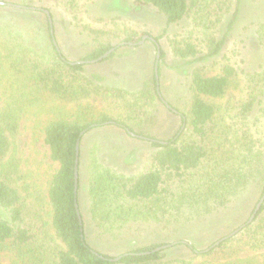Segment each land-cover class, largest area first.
Instances as JSON below:
<instances>
[{
	"label": "trees",
	"instance_id": "trees-1",
	"mask_svg": "<svg viewBox=\"0 0 264 264\" xmlns=\"http://www.w3.org/2000/svg\"><path fill=\"white\" fill-rule=\"evenodd\" d=\"M133 1L154 8L167 25L186 19L205 30L201 40L203 54L187 42L171 46L176 58L207 62L223 51L226 42L216 38L215 26L231 14L234 0ZM235 10L239 11L238 5ZM46 11V37L41 48L27 44L20 34L0 26V254L4 249L16 251L22 264H264V201L250 222L249 217L205 249L198 250L187 242L162 243L108 256L88 244L80 214L78 183L75 191L77 145L78 173L83 136L111 126L149 143L154 151L144 168L129 177L114 174L93 160L88 194L90 211L100 221L111 216L119 223L160 222L186 210L202 217L226 207L254 174L258 176L260 200L264 195V65L259 71L244 75L243 94L227 114L221 112L216 102L228 90L237 88L235 68L224 63L214 76H206L199 67L192 69L183 107L165 104L178 116L180 126L171 137L158 141L141 130L150 122L156 101L163 102L159 78L164 53L158 39L149 38L155 50L152 76L143 81L140 89L131 92L98 82L96 77L86 75L84 66L115 50V41L134 45L142 37H121L111 30L86 26L83 29L91 42L89 49L70 61L59 49L52 14L49 9ZM232 25L233 22L228 29ZM255 35L264 56V23L257 24ZM112 54L101 61L110 59ZM93 98L110 105L118 103L120 114L114 117L96 112L86 103ZM49 103L52 106L48 107ZM30 110L36 115H53L41 132L49 158L57 164L43 196L44 213L42 208L35 209V204L27 205L26 197L15 187L20 178L18 160L8 156L21 119ZM34 202L39 204L42 199L36 196ZM177 246L190 256L168 258L166 251Z\"/></svg>",
	"mask_w": 264,
	"mask_h": 264
},
{
	"label": "rangeland",
	"instance_id": "rangeland-1",
	"mask_svg": "<svg viewBox=\"0 0 264 264\" xmlns=\"http://www.w3.org/2000/svg\"><path fill=\"white\" fill-rule=\"evenodd\" d=\"M0 2L5 4L0 5V26L9 32L20 34L27 44L37 45L39 48L44 45L46 37L43 11L46 13L49 9L59 49L70 61L77 60L89 49L91 42L83 29L86 26L111 30L121 37L125 34L142 37L134 45L125 46L121 45L120 40L115 41L116 49L112 50L110 59L84 66L86 75L96 77L98 82L131 92L140 89L143 81L152 76L155 50L149 38H157L164 53L159 78L164 103L156 101L150 122L141 130L158 141L171 137L180 126L178 116L170 112L165 104L177 109L183 107L188 98L187 88L192 69L199 67L206 76H214L224 63H229L235 68L237 88H231L223 99L216 102L221 112L227 114L243 94L244 75L259 71L264 65V56L255 35L257 24L264 23V0H240L238 4L234 0L231 14L225 15L215 26L216 38H224L226 42L223 51L217 58L207 62L180 60L171 51L172 45L182 46L188 42L195 45L201 54V40L205 31L203 28L196 27L186 19L167 25L165 18L154 8L139 6L133 0H73L71 3L70 0L57 3L44 0ZM237 5L239 11L235 10ZM232 22L231 29H228ZM86 103L96 112L114 117L121 112L118 103L110 105L96 98ZM50 106L52 103H49L48 107ZM52 117L51 114L36 115L33 110L24 114L18 136L8 153V156H15L18 160L20 178L15 187L26 197L27 205L35 204V209L42 208L43 213V196L47 181L57 169V164L49 158L41 133L46 120ZM153 151L149 143L111 126L94 129L83 136L79 148L78 199L86 240L94 250L108 256H117L138 247L176 242H187L202 250L251 216L260 195L258 176L255 174L246 188L232 198L226 207L202 217H197L187 210L182 211L179 216L168 215L160 222L138 220L119 223L111 216L105 221L93 217L88 194L93 160L114 174L129 177L144 168ZM36 196L42 199L39 204L34 202ZM51 236L50 232L49 241ZM53 245L52 242L51 246ZM165 254L168 258L190 256V253L180 246L166 251ZM248 255L250 254L246 256ZM0 263L22 264L16 251L10 249L1 252Z\"/></svg>",
	"mask_w": 264,
	"mask_h": 264
},
{
	"label": "water",
	"instance_id": "water-1",
	"mask_svg": "<svg viewBox=\"0 0 264 264\" xmlns=\"http://www.w3.org/2000/svg\"><path fill=\"white\" fill-rule=\"evenodd\" d=\"M0 5H5V4L3 2H0ZM144 39H145V37H144ZM129 45H133V44H129ZM112 50H110L109 52H106L102 57L98 58L95 61H91L90 63H95V62L101 61L103 58L107 57L110 54V52H112ZM158 53H157V56H156V61L158 59ZM80 63H84V62H80ZM156 73H157V67H156V63H155V74ZM76 150H77V152H76V167H75V183H76L75 184V191H76V186H77V183H78V173H77V166H78V145L76 147ZM263 201H264V195L260 198V200L256 204L255 209H254V212L250 216V219L248 220V222H250L253 219V217L255 216V214L257 213V211L260 209ZM77 213H78V215L80 217L79 211H77ZM216 244H218V243H216ZM164 248H167V247L165 246V247L158 248V249H164Z\"/></svg>",
	"mask_w": 264,
	"mask_h": 264
}]
</instances>
